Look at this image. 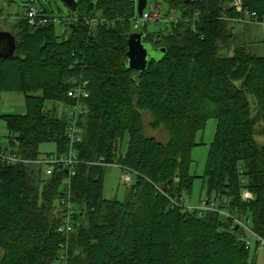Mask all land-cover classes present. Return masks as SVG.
<instances>
[{"label":"trees","instance_id":"trees-1","mask_svg":"<svg viewBox=\"0 0 264 264\" xmlns=\"http://www.w3.org/2000/svg\"><path fill=\"white\" fill-rule=\"evenodd\" d=\"M167 1L180 14L157 33L146 32L148 23L134 28L135 0H78L76 14L60 17L59 35L54 22L31 25L24 14L13 23L17 46L0 59V93L22 92L25 112L0 114L7 129L0 149L25 159L66 153L67 91L79 76L88 80L89 96L78 121L82 136L73 144L80 162L71 179L69 234L59 231L65 168L39 180V196L33 165L0 160V264L61 263L62 255L66 264H254L250 240L240 237L254 240L255 250L264 246L257 237L230 228V216L197 208L202 201L185 206L183 196L195 177L189 172L195 134L213 117L202 175L206 199L226 196L229 203L217 208L248 219L264 239V145L255 137L264 132V55L233 44L235 24L264 21V0H240L241 10L223 7L234 0ZM38 9L53 17L46 4ZM245 10L255 17L245 21ZM139 30L158 58L129 70L127 39ZM143 112L150 129L165 130V142L144 133ZM44 141L54 142L56 152H40ZM99 157L131 171L123 201L102 196L105 165L88 163ZM243 186L252 194L247 201Z\"/></svg>","mask_w":264,"mask_h":264},{"label":"rangeland","instance_id":"rangeland-1","mask_svg":"<svg viewBox=\"0 0 264 264\" xmlns=\"http://www.w3.org/2000/svg\"><path fill=\"white\" fill-rule=\"evenodd\" d=\"M42 4H46L50 10L49 14L53 17H66L70 13L68 7L64 4L62 0H0V29L8 30L13 33V23L20 18L28 6L36 5L38 8ZM158 3L160 8L167 16L172 18L179 17V11L171 10L170 5L167 0H147L148 9L151 4ZM166 20H161L160 22H149L146 25V32L157 33L164 27V22ZM56 34H62V25L55 24ZM234 45H245L247 46L249 52L256 55H264V26L260 23H238L234 25ZM232 49V46L228 48V52ZM153 57L158 58L156 53L152 54ZM53 103L46 101L44 106L46 108L52 107ZM58 105V104H56ZM60 105L55 109L60 112L62 107ZM68 114L71 112V106L65 108ZM25 112V100L24 94L22 92L16 91H3L0 93V114H22ZM143 115V125L144 133L146 135H154L158 140L167 139V134L165 130L161 127L158 130H152L149 128L148 122L151 121V116L149 113L145 112ZM216 121L215 118L210 117L207 119L205 127L203 130L196 132L195 139L198 141V145L192 147L190 152L191 161L189 163V172L195 177L193 178L192 187L188 195L183 196L184 205L187 207H194L200 201L206 200V182L203 180L202 175L205 169L206 156L208 151V146L213 139L215 132ZM260 129L258 126L257 130ZM7 129L5 122L0 118V147H4L7 141ZM257 142L264 145V132L259 131L255 135ZM165 142V141H163ZM69 144V141H68ZM125 143L123 144L124 148ZM39 151L42 153H55L56 147L55 143L52 141H44L39 144ZM69 146L67 148V151ZM32 164H30L31 166ZM34 172L31 173L33 179H35V184L39 183V180L44 179L48 176L40 168L31 166ZM41 173H39V171ZM124 175V171L116 164H108L103 168V179H102V196L107 199H117L123 201L126 196V188L130 183L126 184L122 182L121 178ZM38 186V188H37ZM34 185L37 188L34 194H39L42 196L43 183ZM43 189V190H42ZM250 250L249 258L254 259V264H264V246H259L256 250L254 249V240L250 238ZM2 250L0 249V256ZM54 264H61L59 261Z\"/></svg>","mask_w":264,"mask_h":264},{"label":"built area","instance_id":"built-area-1","mask_svg":"<svg viewBox=\"0 0 264 264\" xmlns=\"http://www.w3.org/2000/svg\"><path fill=\"white\" fill-rule=\"evenodd\" d=\"M233 6L236 9L241 10V2L240 0H234ZM137 0H135V20H134V28L140 27L144 23L149 22H160L161 20L172 19L171 16L165 15L163 10L160 8L158 3H153L147 9L146 6L142 12V15L139 17L136 11ZM246 17L245 21H249L248 18L255 17L254 12H249L248 10L244 11ZM23 18L27 20V22L31 25H40L42 23L47 22H54L55 24L62 25V31H64L63 26V19L58 17H47L44 14H41L38 7L36 5H30L26 11L24 12ZM86 23L90 26H93L96 23V19L94 17H90L86 20ZM264 26V21L261 22ZM67 95L72 100L71 104V112L69 113V119L67 124V138L69 141V149L66 153L61 154H48L45 157H39L36 159H25L21 156L12 153L10 151H4L0 149V160L10 164L15 165L17 163H24L27 165L32 164L40 168L45 174L51 173L56 166H63L66 171V176L64 178L65 184V195L62 198V202L65 203V207L62 213V221L59 226V231L63 232L64 234H69L73 229V207L70 200V187H71V179L75 174L76 166L80 162L77 157V154L74 150L73 144L78 142L82 136V128L79 126L78 121L81 115L87 112V106L85 105V99L89 96V89H88V80L83 79L81 76L76 78L74 85L67 91ZM90 164H99V165H108L111 163L105 162L103 157H99L96 161H89ZM124 171V175L122 176V182L128 184L132 181L131 171L127 168H122ZM241 172V169H239ZM240 182L243 184L245 182L244 178H241ZM240 197L243 201H247L252 198L251 192L246 189L244 186L240 189ZM229 203V199L224 196L220 195L216 192L211 193V195L206 199L202 200V203L197 205V208L206 209V210H217L226 216H230L232 218L230 228L234 227H241L242 230L250 234L253 237H257L260 240V244L264 245V239L256 235L250 228V221L248 219L238 217L237 215H231L228 210L226 209H219L217 208L218 204H225ZM240 240L245 243L249 244V236H242ZM66 247V246H65ZM62 262L61 264H66V255H62Z\"/></svg>","mask_w":264,"mask_h":264},{"label":"water","instance_id":"water-1","mask_svg":"<svg viewBox=\"0 0 264 264\" xmlns=\"http://www.w3.org/2000/svg\"><path fill=\"white\" fill-rule=\"evenodd\" d=\"M71 12L77 13L78 0H62ZM147 4V0H137L136 11L140 17ZM224 8L233 7L231 2H223ZM144 33L142 30L133 31L127 39L126 67L129 70L142 71L147 67L149 59L155 53L151 45L143 42ZM17 46L14 34L8 30L0 29V59L11 58ZM163 51V48L161 49ZM83 206L80 208L82 214Z\"/></svg>","mask_w":264,"mask_h":264},{"label":"crops","instance_id":"crops-1","mask_svg":"<svg viewBox=\"0 0 264 264\" xmlns=\"http://www.w3.org/2000/svg\"><path fill=\"white\" fill-rule=\"evenodd\" d=\"M145 112H143L142 114H144ZM142 117H143V115H142ZM149 123V122H148ZM143 127H144V125H143ZM158 130V129H157ZM166 140V139H165ZM165 140H163V141H165Z\"/></svg>","mask_w":264,"mask_h":264}]
</instances>
